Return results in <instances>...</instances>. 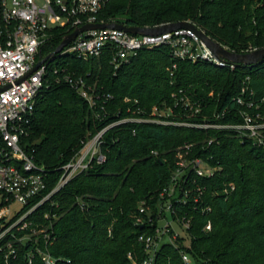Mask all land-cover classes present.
Listing matches in <instances>:
<instances>
[{
	"label": "trees",
	"instance_id": "obj_1",
	"mask_svg": "<svg viewBox=\"0 0 264 264\" xmlns=\"http://www.w3.org/2000/svg\"><path fill=\"white\" fill-rule=\"evenodd\" d=\"M99 17L138 27L192 20L234 52L264 47V0H110ZM52 31L46 52L54 51L69 34L65 28ZM55 59L83 75L99 98L93 108L70 85L55 83L39 94L28 140L48 172L49 189L61 178L62 165L100 130L124 118L148 116L155 105L174 107L173 94L180 88L201 102L196 117L200 121L228 106L231 111L221 121L239 118L233 98L247 76L257 97L264 95V60L231 69L174 60L167 46L141 50L117 72L110 50L89 60L71 54ZM48 75L52 78L53 72ZM174 114H179L178 108ZM212 136L219 141L209 145ZM191 143L193 153L212 156L211 162L221 169L199 179L206 187L199 202L174 203L179 214L191 218L190 245L163 243L155 264H186L184 252L193 264H264V146L228 131L134 121L104 133L101 150L107 160L93 161L54 194L58 207L52 208L50 218L45 217L46 204L35 212L33 220L51 233L49 251L56 264H140L146 252L139 236L153 231L139 222L144 219L140 206L145 201L155 209L176 168L178 149ZM207 206L211 211L203 210ZM209 220L212 229L206 230ZM19 248L14 264H29V247ZM0 264H5L1 257Z\"/></svg>",
	"mask_w": 264,
	"mask_h": 264
},
{
	"label": "built area",
	"instance_id": "obj_2",
	"mask_svg": "<svg viewBox=\"0 0 264 264\" xmlns=\"http://www.w3.org/2000/svg\"><path fill=\"white\" fill-rule=\"evenodd\" d=\"M109 1L0 0V257L5 264H14L18 260L21 245L29 247L26 254L29 264H56L49 251L51 233L33 220V216L74 176L87 170L93 161L103 163L107 160L101 150L103 135L116 124L151 122L228 131L264 146V95L257 97L249 86V76L244 80L240 93L233 98L238 104L233 112L239 118L229 122L221 121L231 111L229 106L213 113L211 118L196 120L202 111L201 102L193 100L180 88L173 94L176 100L174 107L155 105L148 116L124 118L100 130L74 158L62 165L61 178L53 189H49L48 172L37 161L34 143L28 140L39 94L52 83L68 84L93 108L98 107L99 96H94L93 87L87 84L83 75L59 64L55 56L48 57L53 51L46 52L45 47L53 37L54 28H65L71 33L88 23L106 22L99 15ZM185 21L202 29L192 20ZM161 46L169 48L174 60L206 61L231 69L237 66L233 61L219 57L193 28H179L157 35L133 34L118 28L91 29L80 33L57 55L71 54L89 60L110 50V63L117 72L141 50ZM256 49L251 47L246 53ZM40 61H43L41 65L33 70ZM176 67L177 63H174L172 69ZM50 70L52 78L48 75ZM125 100L128 102L130 98ZM163 107L171 113L163 114ZM175 108L179 109L178 115L174 114ZM100 109L103 110L104 106L101 105ZM172 116L174 118H169ZM217 141L218 136H212L209 145ZM194 146L191 143L178 149L176 168L170 183L160 192L155 209L145 201L140 206L144 219L139 218V222L153 228V232L139 236L146 252L140 264H155L163 243L178 245V238L183 237L184 245H189L186 240L191 239V218L179 214L174 203L199 202L206 190L199 179L212 177L221 169L211 162L212 156L206 158L193 153ZM234 188L232 184L231 189ZM203 210L209 212L211 207H203ZM169 214L173 220L169 219ZM45 217L48 218L46 213ZM205 229H212L211 220ZM129 257L135 262L131 254ZM182 257L186 264H193L188 253L184 252ZM38 259L40 262L36 263Z\"/></svg>",
	"mask_w": 264,
	"mask_h": 264
},
{
	"label": "water",
	"instance_id": "obj_3",
	"mask_svg": "<svg viewBox=\"0 0 264 264\" xmlns=\"http://www.w3.org/2000/svg\"><path fill=\"white\" fill-rule=\"evenodd\" d=\"M103 28H118L126 30L133 34L141 35H157L165 32L173 31L179 28H193L201 36V38L206 42V44L211 48L219 57H223L227 60L233 61L234 63L240 65H256L259 62L264 60V47L254 50L250 53H237L230 51L225 48L220 42L211 38L206 34L202 29L197 27L195 24L188 21H177L165 23L157 26H147V27H138V26H129L123 23L118 22H97V23H88L77 27L73 32L67 34L64 39L61 41L59 46L48 56L54 57L59 54L69 43L75 39L80 33L91 30V29H103ZM43 61H40L33 70H36ZM1 90V89H0Z\"/></svg>",
	"mask_w": 264,
	"mask_h": 264
},
{
	"label": "rangeland",
	"instance_id": "obj_4",
	"mask_svg": "<svg viewBox=\"0 0 264 264\" xmlns=\"http://www.w3.org/2000/svg\"><path fill=\"white\" fill-rule=\"evenodd\" d=\"M57 61V60H56ZM53 62H55V61H53ZM163 108H165V110H164V113L163 114H165V115H169L170 113H171V111L169 110V109H167L166 107H163ZM54 196V195H53ZM52 196V197H53ZM52 197L49 199V201L48 202H46L45 204H46V207H47V210H46V214L48 215V218H50L51 217V210H52V208L55 206V207H58V203H57V201L56 200H53L52 199ZM142 205V204H141ZM168 217H169V219L170 220H173V218H172V216L169 214L168 215ZM153 232V231H152ZM187 236H188V234H187ZM191 238V237H190ZM183 239V237H179L178 238V240L177 241H183V243H184V239ZM186 244H189L190 245V239L189 238H187V240H186Z\"/></svg>",
	"mask_w": 264,
	"mask_h": 264
}]
</instances>
